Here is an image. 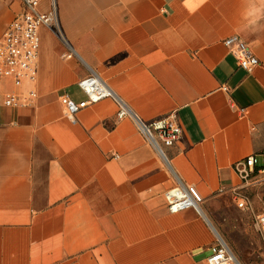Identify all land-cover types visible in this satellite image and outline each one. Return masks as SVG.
Listing matches in <instances>:
<instances>
[{
    "label": "crops",
    "instance_id": "crops-1",
    "mask_svg": "<svg viewBox=\"0 0 264 264\" xmlns=\"http://www.w3.org/2000/svg\"><path fill=\"white\" fill-rule=\"evenodd\" d=\"M55 4L60 30L40 29L36 80L0 79V264H208L233 165L264 151V0ZM23 8L0 0V42ZM233 35L259 58L251 71L225 44ZM92 72L142 120L176 119L167 158L112 98L67 117L63 94L85 99L78 81ZM14 89L22 105L7 102ZM182 184L202 211L169 210Z\"/></svg>",
    "mask_w": 264,
    "mask_h": 264
},
{
    "label": "built area",
    "instance_id": "built-area-1",
    "mask_svg": "<svg viewBox=\"0 0 264 264\" xmlns=\"http://www.w3.org/2000/svg\"><path fill=\"white\" fill-rule=\"evenodd\" d=\"M21 1L23 10L9 22L0 42V79L10 80L15 88L22 87L27 81L36 80L41 47L40 29L47 27L60 30L55 0H50L47 10L40 8L45 0ZM224 42L237 57L239 65L247 71L260 63L257 55L241 37L233 35ZM78 86L85 93V99L76 101L68 93L62 96L65 114L72 120H76L78 113L88 105L112 98L119 105L118 117H132L140 133L164 158H167L166 148L175 145L183 137L181 125L172 116H163L152 121L139 118L99 73H90L78 81ZM35 95L34 91H29L25 97ZM23 98L24 95L15 89L6 93L7 102L12 106L22 105ZM233 168L239 183L223 188L222 192H231L238 207L244 209L248 207V198L242 191L252 179L264 174V151L252 153L236 161ZM204 201L205 198L195 185L182 184L180 197L170 202L169 210L176 212L193 207L202 211ZM255 228L264 235V211L256 216ZM233 263L234 256L224 242H219L218 247L208 257V264Z\"/></svg>",
    "mask_w": 264,
    "mask_h": 264
},
{
    "label": "rangeland",
    "instance_id": "rangeland-1",
    "mask_svg": "<svg viewBox=\"0 0 264 264\" xmlns=\"http://www.w3.org/2000/svg\"><path fill=\"white\" fill-rule=\"evenodd\" d=\"M242 193L248 198L244 209L238 207L231 192L220 194L218 206L231 212L217 215L225 222L219 239L230 248L234 263L264 264V235L255 228L256 216L264 211V174L252 179Z\"/></svg>",
    "mask_w": 264,
    "mask_h": 264
}]
</instances>
